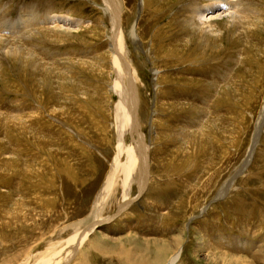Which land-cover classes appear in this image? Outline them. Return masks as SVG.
I'll use <instances>...</instances> for the list:
<instances>
[{"label": "rangeland", "instance_id": "374dc122", "mask_svg": "<svg viewBox=\"0 0 264 264\" xmlns=\"http://www.w3.org/2000/svg\"><path fill=\"white\" fill-rule=\"evenodd\" d=\"M117 1L151 166L143 193L131 185L125 212L119 184L102 211L97 201L119 153L110 6L0 0V263L32 252L25 262L35 264L88 232V264H135L130 253L152 259L166 244L168 257L184 247L179 264H222L221 252L264 264V0H213L239 12L214 19V34L189 16L212 0ZM67 16L80 23L53 18ZM136 23L140 44L130 38ZM235 240L257 246L237 252Z\"/></svg>", "mask_w": 264, "mask_h": 264}, {"label": "bare ground", "instance_id": "6f19581e", "mask_svg": "<svg viewBox=\"0 0 264 264\" xmlns=\"http://www.w3.org/2000/svg\"><path fill=\"white\" fill-rule=\"evenodd\" d=\"M106 1H107L108 5L110 6L109 7L110 8L109 11L111 13V17L113 19V25H114L112 35L110 36V40H111L110 46H111V56H112V59H110V61L112 60L111 61V63L113 64L112 70L116 73L117 76L114 79V85L112 86V89H116L118 91H121L122 100H120L119 107L116 109V115H117V117L119 119L117 123H120L117 126L118 138H119L118 139L119 140L118 141L119 153L115 157V162L111 163V165H112L111 172L107 175L106 182H105V184H104V186L102 188V191H100V193H99L100 195H99V199H97V201H98V205H99V211H102L101 210V207H102L101 205L103 204L102 201H103L104 197L110 192V190L112 188H114V186H117L119 184L121 189H122V194H121L122 197H120L121 198L120 202H122V201L125 202V204L123 205L122 212L123 211L125 212L127 209H130L129 203H132V201L131 202L127 201L130 198V195H131L130 194L131 185L134 184V183L137 184V186H138V188L140 190V194L143 193L145 191V189L147 188V186L149 185V183H150V181H149L150 177L149 176L151 174H149V172H150V167L151 166H150V158H149V152H148L149 148L145 144L144 137H143V135L141 133L142 131H140V124H139V121L137 119L138 116L136 115V111H135V109L137 107V101H138V96L136 94L137 91H138V89H137L138 88V86H137V76H136V71L134 70L135 67L133 68L131 62L128 61V58H127V56H128V52H127V48H126V37H127V35L124 33V30H123V28L121 26V19H120V17H121L120 16V11L121 10L119 9L120 8L119 7L120 3L117 0H106ZM144 2H145L144 0H141V2H140L141 7H142ZM229 3L230 2L224 4V2L223 3H219L217 1H213L212 0L209 4H206L203 7L199 6L197 8L191 9V13L189 14V16L191 17L190 23L191 24L193 23L192 24V28L195 27V26H200V28H202L204 31L207 30L208 33L209 32H211L213 34L216 33L215 27H214L215 25L213 26V24H212L213 23L212 21L214 19L221 18L223 14L224 15L225 14L232 15L233 17L231 16L230 18H233V19H234V17L238 18L237 15L239 14V12H236V11L232 10L233 6L231 4H229ZM123 6H124V4H123ZM234 6H236V5H234ZM53 18H54L55 21H59V22H62L63 24H67V25L68 24H73V23L74 24L80 23L79 20H76V19L74 20L73 18H70L68 16L67 17H53ZM184 19H185V17H184ZM185 23H187V21ZM40 24H42V23H40ZM136 25H137V23L133 26L132 30L130 31V33H131V37L130 38L132 39V42L134 44L139 43V37H137V33H136ZM55 28H59V27H55ZM207 31H205V32L207 33ZM218 31H220V30H218ZM211 33H209V34H211ZM3 37H5V36H1L0 35V40H3ZM17 48H19V47H17ZM17 48H15V49L12 48V53L11 54L17 55V54L20 53L22 55V53L19 52ZM7 52H9V51H7ZM25 57L27 58V57H30V56L26 55ZM157 71L155 70V75L158 78V76H159L158 72L159 71L158 72ZM236 103H237V101H236ZM39 108H42V107L39 105ZM52 112H53V110H52ZM49 113H50V111H49ZM233 114H234V112H233ZM45 115H48V113L47 112L45 113V111H44L43 119H44ZM30 117H32V114H31ZM30 117H28L29 120H30ZM15 118H17V117H14V120H15ZM33 118H34V116H33ZM234 119H236V118H234ZM9 121H11V120H9ZM15 121H17V120H15ZM20 121H21V119H20ZM234 121H236V120H234ZM22 125H23V123H22ZM125 125H129L130 126V128H129L130 132H131L132 135L135 136L133 145L130 144V146L127 147V148L124 147V145H123L124 141L122 139V135L125 133V129H124ZM224 131H223V133H224ZM22 132L25 133V134L27 133L28 136H29V134L30 135L34 134V131H32V129H30L28 131H23V129H22ZM231 134H232V132H231ZM234 139H236V138H234ZM221 141L219 140V142H221ZM229 145H231V144L229 143ZM123 152H125V153H123ZM124 154H125L126 160L122 161L121 160L122 159L121 156L124 155ZM248 163H249V161H248ZM238 174H240V173H238ZM190 194H191V192H190ZM114 201H115V198H114ZM117 204H118V201H116V203L114 205L116 206ZM202 209L204 210V208H202ZM104 211H106V209ZM11 219L12 218L9 219V222L11 221ZM108 221H110V220H108ZM202 231H201V233H202ZM89 234L90 233H88V232L87 233L81 232V233L77 234L76 237H72L69 240V242L67 241L68 242L67 245L65 247L63 246L58 251L49 250V252H47V253L46 252L42 253L40 255L41 258H38V260L36 261L35 264H88V262L86 260V252L87 251H86V249L85 250L81 249V247L83 246V243L89 238ZM102 235L105 236V237L110 238L109 235H106V234H102ZM176 238H178V237H176ZM200 238H201L200 243H201V245H203V246H201V248H203L204 250L210 252L211 251L210 248H212V247L209 244L207 245L204 242L205 241L204 235L201 234ZM111 239H114V238L111 237ZM156 241L157 240L153 241V245H155L154 243ZM91 242H93V241H91ZM97 244H98V242L94 241L91 246L93 248L94 247L97 248L96 247ZM161 244H163V243H161ZM245 245L246 246H250L249 248H251V249H255L256 246H257L256 244L254 246L253 244H249V243H246V242H243V241H240V240H235L233 242V246L230 247V248L231 249L235 248V250L237 252H241L242 248H244ZM216 246H218L217 248H219V244L216 243ZM173 247H174L173 254L171 252L172 255H170L169 257H168V255H169V252H170V245L166 244V245H162L161 248H156L157 249L156 250L157 255L155 254L154 255L155 257L152 258V259H149V258H147V256H144L142 254V255H135V258H134L135 260H134L133 259L134 255H132L130 253L133 262L132 261H128V262L129 263H135V264H179L180 260H181V257H182V254H183V251H184V247L182 245H176V244H174ZM222 248H223V246H222ZM246 248L247 247H245V249ZM214 249L217 250L216 248H214ZM262 250H263V248H262ZM31 253L32 252H30L29 257H26V259H24L25 257L23 258V256H25L24 252H21L20 254L18 253V255H15V256H13L11 258L8 257L9 259H7V260H5L3 262L1 261L2 263H0V264H12L13 260L17 261V263L21 262V264H29V261L25 262V260H29V258H31ZM220 254H219V256H216L214 258L217 263H218V261L221 262L222 264H225L226 262H227L226 264H246V263H248V260L245 259L244 256H243V258L242 257H238V256H231V257L228 256L227 257V255H225L226 253H224V252H221ZM255 254L257 255V254H259V252H256ZM166 255H167V257H166ZM46 256H48V257H46ZM259 256L261 257V254ZM33 257H34V255H33ZM22 258L24 259V262H22L23 261Z\"/></svg>", "mask_w": 264, "mask_h": 264}]
</instances>
